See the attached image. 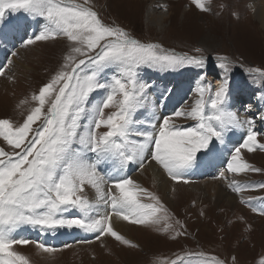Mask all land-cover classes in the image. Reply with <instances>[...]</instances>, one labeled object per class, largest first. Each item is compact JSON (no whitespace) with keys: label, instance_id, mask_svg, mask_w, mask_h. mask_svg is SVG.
<instances>
[{"label":"snow or ice","instance_id":"obj_1","mask_svg":"<svg viewBox=\"0 0 264 264\" xmlns=\"http://www.w3.org/2000/svg\"><path fill=\"white\" fill-rule=\"evenodd\" d=\"M191 2L199 11L211 10L203 0ZM19 12L46 22L38 33L21 40L22 48L60 39L67 44L49 81L32 95L36 106L23 123L0 119V138L12 149L0 147V264H29L14 250L16 245L32 243L29 238H18L23 227L40 233L76 228L94 233L96 240L110 236L131 248L138 245L114 228V218L162 233L175 232L172 239L187 235L186 229L178 231L169 222V210L160 197L142 188L127 169L154 163L173 182L188 184L190 172L219 153L217 144L225 145L231 131L245 126L243 142L222 162L233 178L221 171L213 179L227 181L228 188L241 197L240 203L264 217V197L245 199L242 195L253 188L264 189V182L251 185L234 178L249 171L261 172L242 161L241 148L253 152L264 149V144L257 142L255 120H241L230 107L228 77L233 60L226 55L216 57L223 74L218 89L207 84L203 74L199 76L197 98L190 110L179 107L169 115H157L153 110L142 120L139 117L149 111L153 86L142 79L141 70L205 69L203 49L197 47L194 51L199 55H190L159 43H143L123 27L105 23L89 0H0V22L6 14ZM248 72L264 78L260 68ZM0 76L5 72L0 70ZM94 94L100 98L94 99ZM171 95L166 89L161 98ZM158 105L159 100L153 109ZM173 118L193 123L177 125ZM89 189L94 190V199L89 198ZM71 210L81 215L66 216ZM176 224L184 228L179 220ZM248 227L251 229L250 224ZM35 243L44 253L59 251L43 241ZM193 259L198 264H226L204 252L177 255L171 264H192ZM231 264H238L235 255Z\"/></svg>","mask_w":264,"mask_h":264},{"label":"rangeland","instance_id":"obj_2","mask_svg":"<svg viewBox=\"0 0 264 264\" xmlns=\"http://www.w3.org/2000/svg\"><path fill=\"white\" fill-rule=\"evenodd\" d=\"M207 1L206 6L211 9L208 12L199 11L191 0H89V5L98 12L105 23L123 27L143 43H159L165 49H174L177 53L187 52L190 55H199L194 51L197 47L203 49V55L207 59V70L216 72L222 77L223 74L217 67L216 57L226 55L234 62L229 79L241 80V82L248 79L254 84L263 85L264 90V78L256 73L248 72L249 68L264 70V28L259 20L254 18L261 9L260 3L264 0L254 1L255 7L252 5L253 0ZM78 2L82 3L83 0ZM19 13L6 14L4 21L0 22V27L5 21H13L15 14ZM160 16H163V19ZM160 20H163L162 24L158 23ZM66 44L65 39L49 43L38 42L36 45L20 49L22 51L18 53V56H14V61L10 60L11 63L7 61L4 68L5 76H0V119H10L14 124L23 123L27 113L36 106V102L31 99L32 95L49 81L62 61ZM20 62L28 64L27 66L32 70L21 69L18 66ZM193 68L195 67L186 66L173 71H158L159 73L144 68L142 71L148 73H141L142 75L157 79L154 86L152 85L148 98L149 111L139 118L142 120L148 118L153 110L160 114L158 107L153 109L155 100L169 102L168 106H164L168 109L165 115H169L179 107L190 110L197 98L195 88L201 75V72L193 71L190 77L188 72ZM172 73L177 77L181 76L180 79L172 78L170 76ZM205 73L203 75L206 83L213 89H217L213 81L209 82L210 75ZM171 78L172 80H168ZM166 89L175 90L172 94L176 96L161 98V93ZM246 91L251 94L255 92L251 89ZM263 97L264 95L261 98ZM99 98L100 95L94 94V99ZM23 100L28 102L21 104ZM235 104L239 109L237 100ZM243 115H245L244 111ZM258 116L259 120L263 121L260 113ZM172 122L177 125L193 123L183 118H175ZM244 132L246 133L244 128L231 131L227 141L235 137L243 142L246 136ZM257 142L264 144V135L258 133ZM234 143L232 139L231 144L234 145ZM225 145L228 146V143L226 142ZM221 146L217 144L219 149ZM0 147H3L5 151H12L11 146H8L2 138H0ZM229 153L225 161L230 158ZM241 156L242 161H246L253 168L261 169V172L249 171L234 178L241 183L251 185L264 182V149L257 148L253 152H248L246 148H241ZM210 163L205 162L193 169L189 174V181L220 182L222 188L235 198V206L226 207L222 202L217 201L211 187H204L205 192L200 190L194 193L187 189L186 184H177L169 178V193L161 192L146 171L145 174L137 175L143 168H138L137 165L131 166L132 178L137 180L142 188L160 197L169 210L171 216L169 222L178 231L186 229L187 235L172 239L175 232L162 233L153 227L126 222L134 229L133 240H128L137 244L136 248L122 245L114 238L105 236L101 240L84 246L75 244L49 254L38 249L35 241L25 234L23 238H29L32 243L16 245L14 250L23 254L29 260V264H171L177 255L188 252L215 255L225 260L226 264H231L232 255L237 257L238 264H260V261L264 259V217L240 203L241 197L228 188L227 181L213 179L221 171H225L229 179L233 178V175L226 171V165L221 169H215L212 174L202 179L198 178V170ZM134 173H137V179L133 177ZM87 194L89 198L96 195L94 190L90 189ZM242 195L245 199L264 197V189L253 188ZM144 202L150 201L144 200ZM254 204L257 207L260 206L258 200H255ZM243 208L262 219L252 217ZM176 220L184 225L183 229L176 224ZM249 224L251 229L248 227ZM192 264H198V261L193 259Z\"/></svg>","mask_w":264,"mask_h":264},{"label":"bare ground","instance_id":"obj_3","mask_svg":"<svg viewBox=\"0 0 264 264\" xmlns=\"http://www.w3.org/2000/svg\"><path fill=\"white\" fill-rule=\"evenodd\" d=\"M254 1L257 0H253V7H255V3ZM260 1V0H258ZM203 2L205 4L208 3L207 0H203ZM252 2V1H251ZM260 10L259 12H257V14H255L254 18L258 19L259 22L261 23V26L264 28V2L260 3ZM191 11V10H190ZM161 19H163V16H160ZM163 20L158 21V23L162 24ZM22 50H19V52H21ZM18 52V53H19ZM20 55V54H19ZM14 57V56H13ZM23 58V57H22ZM26 58V57H25ZM12 60L14 61L15 58H12ZM24 60V59H23ZM28 60V59H27ZM30 62V61H29ZM28 65V64H27ZM25 63L20 62V64H18L19 67H21V69L25 70H32L31 67L27 66ZM42 66V64H41ZM15 72V71H14ZM33 72V71H32ZM14 75V74H13ZM10 76V75H9ZM31 76V75H30ZM27 78V77H26ZM29 78V77H28ZM250 89V88H249ZM252 90H255L254 88ZM264 95V94H263ZM254 98V102L255 104H253V108L254 110L252 111L251 115H249V118H255L260 114L264 113V97L263 98H256V96L253 97ZM243 98L239 101V104H241L243 102ZM233 102V101H232ZM243 104V103H242ZM230 107L232 110L236 111L240 117L241 120L245 119V117L247 116L246 114L242 116V112L244 111V107H241L238 109V106L235 104L232 105V103L230 102ZM163 114H166L163 111ZM260 121L263 125H264V120L261 121L259 119H257L255 122ZM217 165H221V164H217ZM146 173L152 178L153 182L156 183L157 189L161 192L164 193H169V184H170V180L168 179V177L165 175V173L163 172L162 169L159 168V166L155 165L154 163L151 165L146 164L143 168V170L140 171V173H134L133 177L134 178H138L137 175L139 174H145ZM137 174V175H136ZM140 178V177H139ZM137 181V180H136ZM181 184V183H180ZM187 185V189H189V191H192L194 193H196L197 191L203 190L205 192V188H209L211 187L214 193V196L216 198L217 201L222 202V204L226 207H232L235 206V198L232 196V194L228 193L225 191L224 188H222L220 182L217 181H211V182H203L202 180H195L194 182H189ZM95 197L91 198L94 199ZM243 210L246 212L247 210L243 208ZM248 212V211H247ZM248 214H251L250 212H248ZM252 217L254 218H260L259 216H254L253 214H251ZM238 219V218H237ZM114 228L116 230H118L122 235H124L127 239H132V231H134V229L128 225V223H126V221H120V220H116L114 218ZM133 240V239H132ZM75 245V244H74ZM76 245H80V246H84L87 244H76Z\"/></svg>","mask_w":264,"mask_h":264}]
</instances>
